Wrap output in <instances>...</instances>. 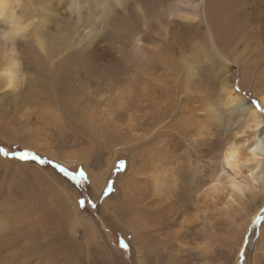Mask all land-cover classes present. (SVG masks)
Wrapping results in <instances>:
<instances>
[{"label":"rangeland","instance_id":"374dc122","mask_svg":"<svg viewBox=\"0 0 264 264\" xmlns=\"http://www.w3.org/2000/svg\"><path fill=\"white\" fill-rule=\"evenodd\" d=\"M26 1L23 3L27 4ZM236 5L234 13L239 11L240 6ZM248 26L247 22V32ZM151 35L158 36L151 41L158 47L162 36L157 32H151ZM186 37L205 39L200 31H191ZM183 39L179 36V41L173 44L175 46L169 51L171 57L177 59L178 49L183 52L188 48ZM224 47L228 61L220 57L221 63L228 65L230 70L238 68L237 62L246 65L237 73L235 84L240 82L241 91L245 98L250 97L251 103L260 101L261 95L253 96V89L249 86L256 89L264 72L259 73V65L249 63V55L243 56L246 59L236 56L238 48L233 44L226 43ZM17 51H20L17 55L23 65L20 66L21 86L13 96L6 95L0 100V148L9 152L5 156L0 151V264H264V219L260 218L264 212V200L257 197L253 202L248 193L243 202L221 210L213 199L202 195L204 187L201 189V186L205 179L207 187L213 172L217 170L219 174L223 170V150L227 143L242 139L235 135L238 124L228 121L223 91L219 90L211 101L221 121L220 127L216 131L213 119L211 126L216 131L213 143L199 149L201 153L213 150L212 156L216 159L206 161L204 169L195 173V156L189 149L191 140L186 136L185 126L176 124L172 129L165 126H168V120L173 122L178 117V112L172 111L171 117L152 126L143 121L148 118L147 111L148 114L155 113L157 108L141 110L143 106H134L132 110L128 109L133 102L144 104L146 98L136 101V95L132 94L126 99L127 105L122 108L116 105L126 91L138 90V87H130L133 81L128 78V73H123L121 66L118 69L109 66L90 70L93 72L89 78L94 80L90 84L91 94L97 87L96 81H102L110 88L107 100L112 101H105L102 109L89 118L83 114L87 102L80 106L75 100L81 96L89 98L88 94L84 96L80 92L85 93L86 84L78 88L77 82L71 90L78 89L75 94L55 96L51 87L44 85L46 83L38 71L37 76L41 75V79L37 80L36 93L39 97L51 93L49 99L33 101L27 91L30 80L26 71L23 73L27 70L23 42L18 44ZM3 56H0V68ZM168 59L166 66L177 69V61L172 63ZM43 61L40 60L38 70L44 69ZM111 77H115L114 80ZM147 88L150 92L156 87ZM153 94L157 96V93ZM75 95L78 97L74 98ZM104 109L108 110H105L107 113ZM47 111L51 112L52 120L48 125L41 117ZM65 119L70 121L67 123L63 121ZM205 119H200L201 124ZM151 120L148 118V122ZM168 128L172 130L168 136L156 135ZM260 130L264 131V119ZM37 132H40L39 136ZM25 151L39 155L48 163L25 162L12 155ZM121 160L126 162L123 169L118 167ZM212 162L215 163L211 168L208 164ZM56 165H62L70 172L82 168L90 183L81 187L74 181L79 180L78 176L60 173ZM113 181V193L101 195ZM81 193L90 198L84 209L77 203ZM92 203L95 208L91 207ZM121 241H126L130 247L124 248Z\"/></svg>","mask_w":264,"mask_h":264},{"label":"bare ground","instance_id":"6f19581e","mask_svg":"<svg viewBox=\"0 0 264 264\" xmlns=\"http://www.w3.org/2000/svg\"><path fill=\"white\" fill-rule=\"evenodd\" d=\"M22 3L23 0H0L2 45L0 56L4 55L0 68L1 101L6 95L13 96L21 86L20 66L23 65H20L17 55L20 51L17 49L18 44L23 42L24 55L27 57V70L23 73L26 71L30 80L27 91L30 92L33 101L49 99L52 91L55 96L75 94L78 89L76 88L74 92L71 90L75 88L77 82L78 88L86 84L88 86L85 93L80 92L84 96L88 94L89 98L84 99L81 96L76 99L78 93L74 98L80 106L82 102H87L83 106L85 108L83 114L92 118L96 112L98 113L99 108L102 109L112 99L107 100L110 88L102 81L101 83L96 81L97 87L91 94L90 84L92 85L94 80L89 78V74L93 72L90 70L97 67L105 69L109 66H116L118 69V66H121L123 73H128V78L133 81L130 87H138V90L126 91L125 95L117 100L116 105L118 107L127 105L126 99L132 94L136 95V101L146 98L145 105L141 104L142 102L137 105L133 102L128 109L132 110L134 106H143L140 107L141 110L145 107L154 110L157 108L155 113L146 112L145 115L152 118L150 122L148 118H144L143 121L152 126L167 120L172 111L178 112V117L172 120L173 122L170 119L167 121L168 126L164 125L171 129L176 124L185 126L186 136L191 140L189 149L195 156L193 160L195 173L204 169L206 161L216 159L212 156L213 150L201 153L199 149L203 145L213 143L216 131L220 127L221 121L216 115V107L211 105L219 90L226 94L224 103L227 106L228 121L238 124L235 135L245 132L249 127L262 125L264 114L253 106L250 97L247 99L242 91L237 93L234 90L236 75L242 72V66L246 65L237 62L238 68L230 70L228 65L221 63L220 57L227 60L224 45L233 44L234 48H238L236 56L246 59L243 56L249 55V58L247 57L251 60L249 63L259 65L258 72H264V0H28L27 4ZM236 4L240 7L239 11L234 13L237 9ZM21 7L22 10H19ZM191 31L202 32L205 39L202 38L201 41V38L186 37ZM151 32H157V35L162 36L158 47L151 43L153 38H158L153 37ZM179 36L187 41L188 48L183 52L177 48L176 53L179 56L175 59L171 57L169 51L175 46L173 44L179 41ZM19 39H22V42H19ZM170 44L173 46L169 47ZM190 50L193 51L189 53ZM167 58L172 63L177 61L175 65H178V68H168ZM42 59L45 62L44 69L41 66L42 70H38ZM38 71L43 76L42 79L46 83L44 85L49 86V89L51 87L50 93L46 89L49 95H43L44 97H39V93H36L37 80L41 79L39 78L41 75L37 76ZM100 71L104 74V71ZM111 83L110 86L113 85ZM146 83L148 85H143ZM9 84L12 86L9 87ZM39 84L41 83L38 82ZM103 85L104 87L100 88ZM147 86H154L162 91L155 88L149 92ZM249 87L253 89V96L257 93L261 95L259 102L264 105V76L257 82L256 89L253 86ZM123 88L126 89L125 86ZM151 92L152 95H148ZM153 93H157V96L154 97ZM15 97L17 98L16 95ZM162 97L167 98L161 100ZM63 113L67 115L64 109ZM50 114V111L41 114V117L47 120V125L52 123ZM200 119H205L202 121L203 124ZM213 119L216 131L211 126ZM63 121L67 122L66 119ZM171 129H163L156 135L166 137L168 132H172ZM260 129L246 133L240 140L228 142L223 150V170L219 174L215 170L209 185L206 187L205 179L201 186V189L204 187L202 195L213 199L221 210L231 207L234 203L243 202L248 193L253 202L257 197L264 200V131ZM253 149L256 151L253 152ZM214 163L208 164L209 167L212 168Z\"/></svg>","mask_w":264,"mask_h":264},{"label":"snow or ice","instance_id":"6c2138e0","mask_svg":"<svg viewBox=\"0 0 264 264\" xmlns=\"http://www.w3.org/2000/svg\"><path fill=\"white\" fill-rule=\"evenodd\" d=\"M234 90L237 93H239L241 91V84H240L239 81L236 82ZM252 103H253V106L255 108H257L261 113H264V105H262L259 102V100L253 101ZM260 128H261V125H257L256 127H249L248 129L245 130V132L240 133L239 135L242 137L246 133H249L250 131H254V130H257V129H260ZM0 151H2L5 156L9 155V152H8L7 149L0 148ZM255 151H256V149H253V152H255ZM12 155L18 156L21 161H25V162L31 160V161H38L40 164L48 163L47 160H45L44 158H42L39 155L34 154L32 152L25 151V152H20V153H13ZM56 167L59 169L60 173H63L65 175H66V173H71L73 176H78L79 180H74V181L76 182V184L80 185L81 187L84 185V183H90V180L88 178V174L82 168L79 169L78 171H71L70 172L67 168H65L62 165H56ZM118 167L121 168V169L125 168L126 167V162L123 161V160L119 161ZM113 191H114V181L113 182H109V184L105 187V189L101 193V195L109 196V195H111L113 193ZM88 199H90V198H85L84 194L81 193V197L77 201V203H78V205H79V207L81 209H84V208L88 207ZM91 207L95 208L96 207L95 203H92ZM260 218L264 219V212H262ZM121 243H122V246L124 248H129L130 247V245L126 241H121Z\"/></svg>","mask_w":264,"mask_h":264},{"label":"clouds","instance_id":"9594fccd","mask_svg":"<svg viewBox=\"0 0 264 264\" xmlns=\"http://www.w3.org/2000/svg\"><path fill=\"white\" fill-rule=\"evenodd\" d=\"M5 35L7 36L8 34L7 33H5ZM13 83H14V81H13ZM12 86V84H9V87H11Z\"/></svg>","mask_w":264,"mask_h":264}]
</instances>
